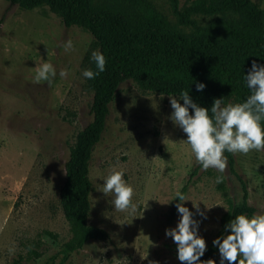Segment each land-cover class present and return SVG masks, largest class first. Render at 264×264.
I'll return each instance as SVG.
<instances>
[{
	"label": "rangeland",
	"instance_id": "374dc122",
	"mask_svg": "<svg viewBox=\"0 0 264 264\" xmlns=\"http://www.w3.org/2000/svg\"><path fill=\"white\" fill-rule=\"evenodd\" d=\"M147 1L172 25L192 30L177 22L170 0ZM192 1L177 3L185 8ZM253 1L264 8V0ZM69 39L73 48L65 51ZM91 42L90 33L65 26L46 6L22 9L0 0V264L60 263L70 230L59 190L70 147L91 120L92 92L82 75L97 51ZM45 62L53 64L56 76L51 84L33 83L36 68ZM62 69L66 78L59 75ZM170 95L179 99L130 79L118 86L88 173V222L110 237L91 239L62 264H181L176 243L165 234L181 218L178 190L204 213L191 200L183 202L199 222L207 248L222 237L243 187L253 214L264 213V151L232 154L225 173L203 170L186 134L170 119ZM229 102L239 103H224ZM114 167L124 169L134 187L135 213L116 211L111 194L101 191ZM219 175L225 178L217 184ZM208 259L220 264L218 252Z\"/></svg>",
	"mask_w": 264,
	"mask_h": 264
},
{
	"label": "trees",
	"instance_id": "16d2710c",
	"mask_svg": "<svg viewBox=\"0 0 264 264\" xmlns=\"http://www.w3.org/2000/svg\"><path fill=\"white\" fill-rule=\"evenodd\" d=\"M7 1L22 9L46 6L65 26L90 33L92 47L106 58L105 71L87 79L92 92L91 120L70 147L59 190L70 230L61 247L62 264L91 239L110 237L104 228L88 222L92 190L88 173L92 151L105 129L109 105L120 83L130 79L142 89L165 95L187 90L195 103L209 109L216 98L244 102L251 92L245 76L252 61L264 65V8L253 0H193L180 8L177 0H170L177 22L192 27L185 31L172 25L147 0ZM201 19L208 20L200 24ZM89 69L98 71L92 58ZM197 83H204L205 88L198 91ZM225 155L232 160V153ZM254 211L243 187L228 223L238 214L251 216ZM225 234L226 229L221 238ZM215 252L219 253L218 246L207 248L200 260L206 261Z\"/></svg>",
	"mask_w": 264,
	"mask_h": 264
},
{
	"label": "clouds",
	"instance_id": "9594fccd",
	"mask_svg": "<svg viewBox=\"0 0 264 264\" xmlns=\"http://www.w3.org/2000/svg\"><path fill=\"white\" fill-rule=\"evenodd\" d=\"M63 47L65 51L71 50L72 41L69 39ZM91 58L98 71L84 70L82 75L87 79L96 78L105 71L106 66V58L100 51H93ZM56 74L53 64L45 62L36 68L33 83L51 84ZM59 75L66 78L68 72L62 69ZM245 80L251 92L241 103L225 104L221 97L214 99L209 109L195 103L187 90L180 92L179 99L173 95L169 97L173 109L170 119L186 134L185 142L190 146L196 162L205 171L211 168L225 173L228 166L226 152L247 155L252 151H264V65H258L253 60ZM196 88L202 91L205 84L197 83ZM224 178L219 175L215 182L222 183ZM101 191L106 196L111 194L116 211L130 214L136 212L137 204L133 202L135 190L126 181L124 169L114 167L104 179ZM177 197L180 203L176 204V208L181 218L177 226L166 229L165 234L176 243L179 261L181 264H216L214 259L200 260L207 245L205 239L198 235L199 222L183 203L191 199L179 190L175 193ZM192 203L197 212L204 216L198 203ZM213 245L218 246L220 264H225V261L228 264H264V213L236 215L226 225L223 238H215Z\"/></svg>",
	"mask_w": 264,
	"mask_h": 264
}]
</instances>
